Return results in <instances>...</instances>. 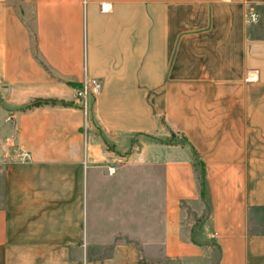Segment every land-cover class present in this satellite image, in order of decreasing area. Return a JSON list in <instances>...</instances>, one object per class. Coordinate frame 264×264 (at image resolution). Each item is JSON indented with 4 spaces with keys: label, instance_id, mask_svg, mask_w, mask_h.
<instances>
[{
    "label": "crops",
    "instance_id": "obj_1",
    "mask_svg": "<svg viewBox=\"0 0 264 264\" xmlns=\"http://www.w3.org/2000/svg\"><path fill=\"white\" fill-rule=\"evenodd\" d=\"M0 264H264V0H0Z\"/></svg>",
    "mask_w": 264,
    "mask_h": 264
},
{
    "label": "built area",
    "instance_id": "obj_2",
    "mask_svg": "<svg viewBox=\"0 0 264 264\" xmlns=\"http://www.w3.org/2000/svg\"><path fill=\"white\" fill-rule=\"evenodd\" d=\"M250 19L254 21L256 19V14H251ZM101 88V83L96 77H84L78 87L74 88V97L78 99L81 103V109L85 115L89 112V97L95 96ZM22 155L25 157L26 153L23 152Z\"/></svg>",
    "mask_w": 264,
    "mask_h": 264
},
{
    "label": "trees",
    "instance_id": "obj_3",
    "mask_svg": "<svg viewBox=\"0 0 264 264\" xmlns=\"http://www.w3.org/2000/svg\"><path fill=\"white\" fill-rule=\"evenodd\" d=\"M79 85H75V87H78ZM48 102H55L54 100H41V99H36L34 100L32 103L28 104L26 107H30V106H36L42 103H48ZM64 104V102H62ZM201 184L203 186V179L201 180Z\"/></svg>",
    "mask_w": 264,
    "mask_h": 264
},
{
    "label": "water",
    "instance_id": "obj_4",
    "mask_svg": "<svg viewBox=\"0 0 264 264\" xmlns=\"http://www.w3.org/2000/svg\"><path fill=\"white\" fill-rule=\"evenodd\" d=\"M14 121V120H13ZM14 134H15V126L13 127V130H12V136L11 138L8 140V143H11L12 142V139L14 138Z\"/></svg>",
    "mask_w": 264,
    "mask_h": 264
},
{
    "label": "rangeland",
    "instance_id": "obj_5",
    "mask_svg": "<svg viewBox=\"0 0 264 264\" xmlns=\"http://www.w3.org/2000/svg\"><path fill=\"white\" fill-rule=\"evenodd\" d=\"M89 99H90V97H89ZM89 99H88V103H89ZM80 106H81V103H80Z\"/></svg>",
    "mask_w": 264,
    "mask_h": 264
}]
</instances>
